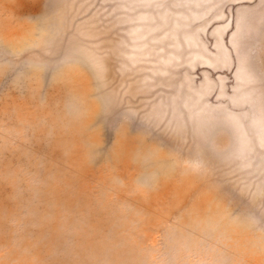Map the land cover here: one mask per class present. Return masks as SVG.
<instances>
[{
    "label": "rangeland",
    "instance_id": "1",
    "mask_svg": "<svg viewBox=\"0 0 264 264\" xmlns=\"http://www.w3.org/2000/svg\"><path fill=\"white\" fill-rule=\"evenodd\" d=\"M0 264H264V0H0Z\"/></svg>",
    "mask_w": 264,
    "mask_h": 264
}]
</instances>
